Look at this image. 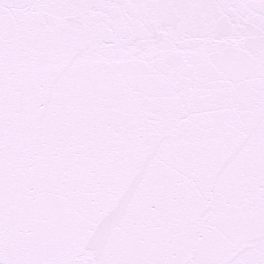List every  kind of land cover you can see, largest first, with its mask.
I'll list each match as a JSON object with an SVG mask.
<instances>
[{
	"label": "snow or ice",
	"instance_id": "1",
	"mask_svg": "<svg viewBox=\"0 0 264 264\" xmlns=\"http://www.w3.org/2000/svg\"><path fill=\"white\" fill-rule=\"evenodd\" d=\"M0 264H264V0H0Z\"/></svg>",
	"mask_w": 264,
	"mask_h": 264
}]
</instances>
